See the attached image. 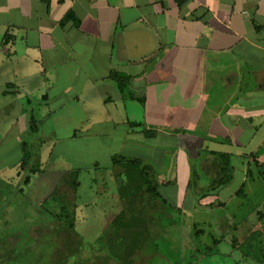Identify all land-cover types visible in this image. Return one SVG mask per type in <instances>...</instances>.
<instances>
[{
  "label": "crops",
  "instance_id": "crops-1",
  "mask_svg": "<svg viewBox=\"0 0 264 264\" xmlns=\"http://www.w3.org/2000/svg\"><path fill=\"white\" fill-rule=\"evenodd\" d=\"M69 142L77 156L93 142L98 173L115 157L136 159L159 216L185 221L175 232L232 203L226 219L239 222L218 231L236 233L234 253L258 230L246 223L262 203L245 210L237 191L253 154L264 163V0H0V172L12 175L0 184L33 195L40 174L64 179L76 158ZM221 154L234 174L224 186L207 162ZM0 189V206L14 203Z\"/></svg>",
  "mask_w": 264,
  "mask_h": 264
},
{
  "label": "rangeland",
  "instance_id": "rangeland-1",
  "mask_svg": "<svg viewBox=\"0 0 264 264\" xmlns=\"http://www.w3.org/2000/svg\"><path fill=\"white\" fill-rule=\"evenodd\" d=\"M86 150L83 152L82 155L77 156L75 154L76 150V142H69L67 143V147L69 150H72V156L76 157L74 160L70 157L69 154L66 155V157L69 158V162L71 163V160L73 162V168L72 172L65 175L64 179L61 178V175L59 174H49L44 173L40 174L38 176V182L39 184H35L33 187V190H35L34 194L32 193H25V195L22 193L20 194V189L18 188V185L16 181H12L6 185H1L0 187H3L5 190L6 197L3 199V203L6 204L10 200H14L13 202H9L10 206H0V254H4L5 252H9V244L4 243V246H2V242H4V238L7 236L9 237H15L16 239V259L13 262H6L3 263L0 262V264H69V262L61 263L60 260H56V256L53 254V250L57 248L62 241V246L64 247V241L61 240V237L59 234V228L63 227L61 229L60 233H78L79 236H83L84 241H91L95 244L94 241L97 240L101 236L102 229L105 226V223L103 221H107V223L111 222L110 220L115 218L118 213L122 209H126L128 207L129 209V203H131L132 200H134V204L137 209H141L143 206L144 210L147 211L149 215H154V211L156 209V201L155 197L149 193L142 195L141 193L138 196L133 195L131 197V194L128 193V191L124 192L123 186L124 183H126V177L124 174V168L120 164L117 165H111L105 166L102 169H99L102 173H98L95 169V165L93 160L97 158V155H99L98 152H95L93 149V142H87ZM238 145H241V149L238 151L243 150L246 146V143L239 142ZM100 160L104 165L108 164L109 158L106 157V155H100ZM1 161V160H0ZM14 161V158L11 160L9 158L5 159V163L11 164ZM242 161L243 158H240L238 162V166L242 167ZM3 162V161H2ZM4 163H0V166H2ZM72 164V163H71ZM74 167H77L75 169ZM264 166L261 168L263 169ZM251 170H255V167H251ZM3 171V170H2ZM1 171V172H2ZM258 171V170H257ZM0 172V176L8 179L12 175H4ZM197 172V171H196ZM103 175L105 177H103ZM6 176L8 178H6ZM199 176V175H198ZM63 177V176H62ZM240 177V178H239ZM236 177L235 181H233V184H239L240 180L243 179L244 176ZM77 179L79 181L77 188L75 189L70 185L71 182L74 181V179ZM64 180V181H63ZM105 180V181H104ZM142 180V179H141ZM139 180L137 184L141 185L142 181ZM64 182L62 185L63 191H69L71 198L65 199L62 201H55L54 196L48 197L46 200L42 201L43 198H45L50 193H53V195H56L60 184ZM232 182V181H231ZM44 183V184H42ZM45 183H48L49 188L44 187V189H39L38 187L45 185ZM103 183V184H102ZM115 183V184H114ZM123 183V184H122ZM143 184V183H142ZM105 185V186H104ZM66 186V187H65ZM253 188H257L255 191L252 190ZM80 193L81 199L77 201V197L75 194ZM104 191L103 193H100L101 191ZM245 191L247 192V195L244 199L242 196H239V200L243 199V202L241 204V208H244L245 210L249 207H252L254 205L259 204V206H262L261 210L264 211V177H261L256 182L252 180H248ZM123 192V194H122ZM2 194V190L0 189V195ZM126 194L123 198L120 196ZM68 198V197H67ZM113 198L119 202V205H116L113 201ZM131 198H133L131 200ZM96 199L97 204L93 203ZM77 201L76 209H74L73 203L74 201ZM106 201V204H103L102 201ZM120 200V201H118ZM42 201V202H41ZM83 201V202H82ZM155 201V202H154ZM173 201V200H172ZM1 202V199H0ZM13 203V204H12ZM66 204V209L71 214L74 213L75 217L72 218L68 216V214H65L64 218H68L69 221H74V228L71 229L67 225L68 221L64 220V224H60V221H58L57 217L61 213V204ZM111 203L112 206H108V210L105 211L104 209L106 206ZM116 206H120V208L116 211ZM229 206H233L232 203H229L226 205L225 210L228 209ZM258 206V207H259ZM168 207V206H167ZM171 210L170 208H168ZM214 209V208H212ZM76 212H74V211ZM167 210V209H166ZM132 210H128L127 215H130ZM156 212V211H155ZM103 216V219L96 221L97 214ZM135 215L138 213L137 211H134ZM217 214L216 219L219 217H222L224 221H226L227 225H232L233 223H236L238 220L230 218L226 219V214L224 211L220 208L213 211V215L211 217L215 218V215ZM85 216V217H84ZM163 217L165 219H163ZM172 214L167 213L166 215L162 216L161 223L158 227L157 231H153L152 233H161L157 239V243L153 242L152 247L147 249V251H143L144 255L140 256L138 255L136 257V261L134 264H236V262L233 263V258L229 257L223 254L215 255L213 258L206 259L204 261H194L191 262V254H189L188 248H183L185 246V241L182 236H180V231H174L170 230V227L172 226L170 222H173L177 218V216H174L173 220H171ZM198 221L201 219V214L197 217H195ZM250 218V219H249ZM248 218V222L246 223V226L253 224L256 226L258 223L260 224L257 228V232H261V223L258 221L257 218H254L253 216H250ZM85 219V220H84ZM87 220L88 222L87 224ZM103 220V221H102ZM171 220V221H170ZM84 221V222H83ZM170 221V222H169ZM239 222V221H238ZM87 224V225H86ZM85 225V226H84ZM264 225V222H263ZM84 226V227H83ZM200 227H203L202 223L200 224ZM154 228V227H153ZM221 232L223 229L221 227H217ZM110 227L107 229L109 230ZM206 232L209 230L208 228L205 229ZM227 230V228H226ZM260 230V231H259ZM151 233V232H150ZM173 233V234H172ZM178 233V234H177ZM185 233H194L193 230H185L183 232ZM214 233H219L214 229ZM255 233V232H254ZM57 234V235H56ZM103 240L97 242L100 246L107 247V239L106 235L107 233H104ZM154 234V240L156 241V235ZM173 235L174 237H171ZM80 237L75 236L73 234H70L68 240L74 241L76 239H79ZM259 238V248L264 249V230L263 232L258 235ZM189 239V238H188ZM203 239V238H202ZM263 239V240H262ZM204 240V239H203ZM261 241V242H260ZM171 243H173V247L171 246ZM187 245V244H186ZM158 246V250H157ZM82 246H79L77 248H81ZM178 248V249H177ZM184 249V253H180L179 249ZM202 249V247H199ZM15 249V248H14ZM13 249V251H14ZM230 247L226 245L225 243L221 245L220 252H228ZM231 250V249H230ZM229 250V251H230ZM93 249H88L85 252H91ZM158 253H157V252ZM21 252V253H20ZM196 252V251H195ZM262 252H264L262 250ZM157 253V254H156ZM237 253V252H235ZM14 254V253H13ZM263 254V253H261ZM264 255V254H263ZM194 256V254H193ZM145 257V258H144ZM4 258V255L2 256ZM54 259V260H53ZM152 259V260H151ZM114 264H117L116 262H113ZM112 263V264H113ZM258 264V262H251L249 264ZM243 264V263H242Z\"/></svg>",
  "mask_w": 264,
  "mask_h": 264
},
{
  "label": "trees",
  "instance_id": "trees-1",
  "mask_svg": "<svg viewBox=\"0 0 264 264\" xmlns=\"http://www.w3.org/2000/svg\"><path fill=\"white\" fill-rule=\"evenodd\" d=\"M228 154H221V156H218L220 159V163L214 161L212 162L214 165H221V169L219 173H217V179L216 181L219 182V185L224 186L229 181L232 180L233 174H232V166L229 159ZM217 158V157H216ZM115 164H120L124 168V174L126 177V183H124V192L128 191L129 194H131V197L133 195L138 196L140 193L142 195L151 193L152 195L159 196V192L156 190L152 182L149 180V174L148 172L140 166V164L137 162V160H126L124 158H118L115 157L114 159ZM212 166V165H211ZM73 173V172H72ZM142 179V180H141ZM141 180V185L137 184L138 181ZM26 181H29V177H27ZM79 181L75 178L73 182L70 183L72 187L75 189L78 186ZM123 184V183H122ZM74 190V189H73ZM75 191V190H74ZM127 193V192H126ZM76 194V191H75ZM123 194V192H122ZM126 194L120 196L123 198ZM54 196L55 201H62L65 199H70L71 195L69 191H63L62 188H59L56 195H51L50 197ZM68 197V198H67ZM133 198H131L132 200ZM73 206L74 209H76V202L73 200ZM134 204V200L129 203V209L132 211H138V213L127 215L128 213V207L126 209H122L114 219L109 224L110 229L115 230L116 233H108L107 239V247L100 246L97 242L104 241L103 238L97 240L95 244L91 241H84L83 236H79L78 233H60L61 229L63 227L59 228V234L61 237V240H63L64 247L61 244L53 250V254L56 256V260H60L61 263L69 262V264H112L113 262H116L117 264H134L136 261V257L138 255L143 256V244L146 240L147 233H144V229L150 230L151 229V221L150 226L147 224V217L146 219L141 214V209H137V207ZM66 204H61V213L56 216L58 221H60V224H64V220H67L69 228H74V219L70 220L68 218H64L65 214L67 213L69 218L70 216L72 218L75 217L74 213H70L65 208ZM143 207V206H142ZM74 211V210H73ZM76 212V211H74ZM65 213V214H64ZM259 213L261 215H264V211L260 210ZM64 219V220H63ZM154 220V219H152ZM148 225V226H147ZM150 228V229H149ZM127 232V233H126ZM56 234V235H57ZM70 234H73L75 236L80 237L79 239H76L74 241H69L68 238ZM15 237H9L7 236L4 238V242H2V246H4V243L9 244L11 243L9 247V252L0 254V262H13L16 259V244ZM1 246V244H0ZM79 246H82L81 248H77ZM15 248V249H14ZM14 249V251H13ZM88 249H93V251L85 252ZM145 252V251H144ZM14 253V254H13ZM21 253V252H20ZM4 255V258L2 256ZM14 257V260H13ZM145 258V257H144ZM54 260V259H53ZM65 264V263H64ZM114 264V263H113Z\"/></svg>",
  "mask_w": 264,
  "mask_h": 264
},
{
  "label": "flooded vegetation",
  "instance_id": "flooded-vegetation-1",
  "mask_svg": "<svg viewBox=\"0 0 264 264\" xmlns=\"http://www.w3.org/2000/svg\"><path fill=\"white\" fill-rule=\"evenodd\" d=\"M262 146H263V149H264V142H263ZM253 155H256L257 156V159L255 158L252 161V163H254V167L256 169V176L254 177V171L253 170L247 169V172H246V174H247V181L248 180H252L253 181L256 178L264 177V168L261 169L264 166V163L262 164V163L259 162V160H258V156L259 155H257V153H254ZM256 156H254V157H256ZM229 159H230V162L232 163V158L229 157ZM214 161L220 163V159L218 157L217 158L214 157V158L211 159V161L209 160L207 162L209 163L210 166L212 165L211 166V171H212L211 175L213 176V173H215V175H216L215 178L217 179V173L216 172L219 173V171L222 170V169L220 167L221 165H217V166L214 165L212 163ZM231 166L233 168V165L232 164H231ZM252 167H253V165H252ZM231 181H229V182H231ZM247 181L245 182V184L243 183L241 185V187L239 188V190L237 192H242V193L245 192V186L247 184ZM256 189L257 188H255L254 191ZM153 196L155 197V201H156V204H157L156 209H155L156 212L154 211V215H149L147 213V211L144 210L143 207H141V210H142L141 211V214H142V216L145 219L147 217V224L150 223L151 221H153L151 223V229L149 228L150 230L144 229V231H145L144 233H147V237H146V240H145V242L143 244V251H147L148 248L150 249L152 247V245H153V242L154 243L156 242V244L158 245L157 239H158L159 235L161 234V233H157L158 236L156 237V241H155L154 240V234H156V233H152V232L153 231H157L158 230V227H159V225L161 223L162 216H159V215L161 213L160 210H161V205L162 204H161L160 200L158 199V197L156 195H153ZM218 208H220L221 211L223 210L224 213L226 214V216L227 215L228 216H231V213H234L235 215L237 214L236 211L234 210L235 208L233 209V207H231V206H229L228 209L225 210L224 208H226V205H222L220 207L219 206H215V208L212 210V213L211 214H210L211 209L210 208H205V209H207V212L208 213L205 212L203 215H206V216L208 214L209 215L206 217L207 218V221L204 222V223H202L203 227H200V225H197L196 228L193 229L194 233H185V234L184 233H180L181 234L180 236H182V238H184V241H185V243H184L185 246L183 248L184 249L185 248H188V250H189L188 253L191 254V262L198 261V260L199 261H204V260H206L208 258L211 261V258H213L215 255L223 254V255H226V257L227 256L232 257L233 258V263L236 262V264H242V263L243 264H249V263H251L253 261L254 262H260V263L264 264V255H263L264 252H262V250L264 251V249H260L259 248V245H257L259 243L258 235H260V233L263 232V230H264V225H263L264 215L262 216L261 213H259L260 215L257 214V213L254 214L255 218L258 219L257 222H255V223H258V221L260 220L259 222L261 223V229L263 228L261 230V232H259V233H256L257 231L255 233L253 232L245 240L243 239V242L244 243L243 242H242V244L239 243V247L236 248V249H233L237 253H235V252L232 253L230 251L223 253V252H220L221 245L225 243L226 245H229L230 244L229 246L232 247L233 244H234L233 241L235 240V236L234 235H236V233H234V235L232 233H227V234L226 233L225 234L224 233H214V229L216 231H218L219 229L217 227H219V228L220 227L221 228L224 227V229H226L228 226H230L232 228L234 226L233 224H235V223H233L232 225H227L226 224V221H224V220H223V223H217V221H216L217 220L216 219L217 214L215 215V218L211 217V215H213V211L217 210ZM236 208H238V207H236ZM259 208H262V206H260ZM132 214H135L134 211H132ZM176 216H177V218L175 220H173V218H171V220H173V222H170L171 220L169 221L171 223V225H172L170 227V230H174L173 229V225H178V224L180 225L183 222H185V221H182L181 218L178 217V214H176ZM158 218H160V219L157 221ZM113 219L111 220V222L113 221ZM152 219H154V220H152ZM163 219H165V218L163 217ZM218 219H223V218L222 217H219ZM228 220H230V218ZM111 222L106 223L105 230L103 231L104 233H107L106 237H108V235H109L108 233H116V229L115 230H112V229L107 230L109 228V224ZM148 225L150 226V224H148ZM259 225L260 224L258 223L257 226L259 227ZM206 228L209 229L207 232L205 230ZM104 233H102L101 236L99 238H97V240L103 238V235H105ZM171 237H174V236L171 235ZM96 241H94V242H96ZM228 242H229V244H228ZM236 243H238V242H236ZM171 246L172 247L174 246L173 243H171ZM200 246L202 247V249L199 248ZM183 248L182 249H179L180 253H184V249ZM157 250H158V246H157ZM261 253H263V254H261ZM193 254H194V256H193Z\"/></svg>",
  "mask_w": 264,
  "mask_h": 264
}]
</instances>
